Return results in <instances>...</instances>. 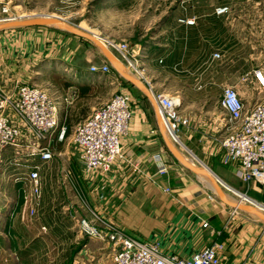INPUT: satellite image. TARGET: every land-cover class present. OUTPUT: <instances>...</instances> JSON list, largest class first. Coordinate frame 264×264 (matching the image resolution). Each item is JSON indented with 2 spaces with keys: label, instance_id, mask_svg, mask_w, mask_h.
Returning <instances> with one entry per match:
<instances>
[{
  "label": "crops",
  "instance_id": "crops-1",
  "mask_svg": "<svg viewBox=\"0 0 264 264\" xmlns=\"http://www.w3.org/2000/svg\"><path fill=\"white\" fill-rule=\"evenodd\" d=\"M238 4L240 5V3ZM223 6H229L228 12L234 8L228 16H226L227 13L219 16L225 17L226 20L232 16L234 25L239 27L235 32L236 40L243 32L242 24L250 25V33L254 37L264 34V29L259 30V27L262 28L264 25V14L260 12L264 9L263 1L256 0L249 3L252 10H257V12H252L248 18L235 12V7L231 5H222L221 7ZM173 17L174 15L166 21V25L177 26ZM194 19L198 26L203 21L202 19L198 22L196 17ZM196 25L187 26L186 31L198 30ZM42 28L44 27H34L30 30H36L34 32L38 34L37 32L42 31ZM175 31H177L176 28H174V33L169 31L164 37L167 38L166 41L162 40L155 54L152 57L148 56L152 60L143 61L147 58V49L140 48L138 54L144 56L140 60L144 78L137 76L125 62L119 59L127 72L134 76L142 87L125 79L105 56L98 55L96 51L88 53L82 63L72 56L71 51L67 56L55 58V62L49 61L48 67L53 65L52 68L55 67L59 74H63L73 82L72 86L65 90L55 84L47 87L58 102L62 101L64 104L62 112L64 124H66V110L76 112V117H80L78 123L92 115L108 100L98 103L92 97L98 89L106 90L112 85H117V89L122 92L128 91L131 95L133 119L129 133L122 141L124 162L114 166L106 176L99 175L92 178L86 173L78 154L76 157L70 156V147L63 145L65 147L61 148L59 153L62 161H53L52 159L42 164L44 170L47 171V188L55 189L58 192L57 198L63 202V210L68 211L69 217L73 209V202L65 206L67 199L65 197L68 194L66 192L73 189L74 194L77 195L78 209L81 211L80 218L89 219L97 226L98 224L102 227L111 225L125 235L140 241L158 242L161 249L167 254L190 258L195 253L219 242L225 245L222 253L224 264H264V225L252 220L251 213L242 209L233 215L235 209L231 204L238 203L237 200H235L236 203L229 200L228 197L231 196L227 191L225 197L227 202L223 201L219 194L212 192L209 185L214 190L216 187L212 181L214 175L210 169L206 166H204L205 169H201L194 163H188L186 156L180 153L177 145L169 139L165 131L155 96L168 95L178 101L180 105L182 98L179 91L174 94L172 90L161 84V81L168 80L166 68L172 69L173 59L177 57ZM66 40L54 39L52 41L49 39L44 45L42 43L41 48L35 50L34 53L28 51L16 56V60L11 62L9 73L0 72L1 79L4 78L6 81L3 86H0V89L14 93L17 91L18 84L33 83L35 79H40L41 77L37 75L39 69L46 67L44 59L49 58V54L57 44L59 47L67 46ZM187 46L188 44H186V49ZM193 46L191 38V49ZM104 64L111 66L110 73L92 72L91 67H100ZM160 65L166 68L163 67L164 70L160 71ZM260 68L264 69V67ZM206 69L208 70V65ZM119 78H124L128 82L126 83L128 86L123 85ZM44 83L43 80L41 85L44 86ZM209 84L206 82L197 85L198 91L202 92L203 100L206 99ZM250 85L255 86L256 84L252 80ZM85 90L87 93L83 94ZM210 111L216 117H184L187 120V125L181 127L180 138L196 158L222 163L223 150L221 146L214 144L213 139L225 135L227 117H222L223 113L219 114L214 109ZM77 124H74L72 130ZM23 128L25 130L26 127ZM212 144L217 147L216 152ZM174 152L192 169L200 170L209 184L204 183L198 177L200 173L195 172L196 175L189 173ZM213 152L215 159L211 157ZM33 155L34 153L29 154V156ZM156 156H161L165 161L168 168L167 173L159 174L157 172L154 162ZM69 158L70 161L65 160ZM237 167L238 164L234 163L225 166V170L231 175V178L242 182L238 177ZM259 185L257 182L249 183L247 190L251 197L264 202V187L262 188L263 193L260 194ZM166 189H170L171 192L168 193ZM204 222L209 223L208 228L203 227ZM78 229L75 227V231L72 233L67 227L61 229L60 235L64 236L62 243L64 247L59 251V254H63L62 259L55 261L47 253V259L44 257L32 259V264H113L115 247L109 242L84 236ZM68 234L74 236L70 237ZM47 246L51 247L50 244Z\"/></svg>",
  "mask_w": 264,
  "mask_h": 264
},
{
  "label": "rangeland",
  "instance_id": "rangeland-1",
  "mask_svg": "<svg viewBox=\"0 0 264 264\" xmlns=\"http://www.w3.org/2000/svg\"><path fill=\"white\" fill-rule=\"evenodd\" d=\"M255 1L0 0V21L9 18H19L17 21H21L34 17H59L84 31L98 35L107 45L126 43L137 52L140 51V48H146L147 58L143 61L152 60L148 56L152 57L162 40L166 41L165 35L169 31L174 33V28H176L175 40L177 45L175 52L177 57L173 59L175 68H173L174 65L172 69L160 65V71L164 70L163 67L166 68V77L168 78V80L161 81V84L172 90L174 94L178 91L181 93L179 112L182 117H216L211 114L210 110L212 109L218 111L219 114L223 113L222 117H226L221 107V100L227 87L236 88L247 107L264 98V89L259 88L257 85H250L253 70L264 67V34L254 37L250 33V25L248 23L242 24L243 32L240 36L238 35L239 38L236 40L235 32L239 27L234 25L232 16L227 20L225 17L219 16L217 9H220L219 7L222 5H231L235 7V12H239L238 14H241L244 18H248L252 12H257L249 6V3ZM258 1L264 2V0ZM235 4L238 5L234 6ZM228 7L226 6V8ZM233 9L226 16L232 13ZM260 12L264 14V9ZM172 15H174V23H177L176 27L166 25V21ZM194 17L197 18L198 22L203 19L199 26L198 24L195 26L198 27V30L186 31L187 26L180 23L179 20ZM2 24L6 23L1 21L0 25ZM42 29V31L37 32L38 34L34 32L36 30H30V28L0 31V72H3V74L9 73L11 62L16 60V56L28 51L34 53L35 50L41 48L42 43L44 45L49 39L52 41L54 39L58 41L67 39L68 44L64 47H59V44H57L53 48L54 50L49 54V58L44 59L46 67L39 69L37 76L41 78L35 79V82L29 83L30 85L47 89L49 86H54L59 79L62 80L60 82L62 85L65 84L66 80L71 82V79L59 74L55 67L52 68L53 65L48 67L49 61L55 62L59 57L67 56L69 51L81 63L85 61V57L91 51H96L98 55L105 56L104 51L91 41L77 38L73 34L55 27H44ZM260 29H264V25L262 28L259 27ZM191 38L193 39V49L190 47ZM43 39L46 40L43 42ZM186 44H188L187 49ZM216 53H221L222 57L215 58ZM3 58H5L4 64ZM207 65L208 70L206 69ZM22 66L24 67V65ZM42 73H44L43 76ZM43 80L45 81L44 86L41 85ZM119 80L122 81L123 85L128 86L126 84L128 82L124 78H119ZM206 82L210 84L206 99L203 100L202 92L198 91L197 85ZM4 83L6 81L0 77V86H3ZM116 86L112 85L107 87L106 90L98 89L92 99L98 103L111 99L122 92ZM73 119L76 120L77 117ZM74 131L75 129L62 142H57L55 136L47 138L46 142L52 143L55 153L53 161L63 160L59 154L61 148L65 147L63 145L70 147V156L76 157L79 151L72 138ZM23 135L17 147L5 151L4 166L0 170V264H32V259L43 257L47 259V255H50L53 260L59 261L63 258V254L60 255L59 251L63 250L64 247L62 244L64 236L60 235L61 229L67 227L72 233L75 231V227L79 228V221L82 219L79 217L81 211L78 209L77 195L74 194L73 189L66 192L68 194L65 197L67 198L65 206L73 202L72 216L69 217L68 211L63 210V202L57 198L58 192L55 189L47 188V171L44 170L42 164L40 168L41 195L36 199L31 194L30 184H23V178L29 172L27 165L39 161L36 156H29V154L36 152L35 145L39 143L28 128H25ZM213 140L214 144L220 146V137ZM177 147L180 153L190 159L196 166L201 169H205L204 166H206L226 186L234 189V191L241 192V194H247L250 198L256 200L250 196L247 190L249 184L231 178L222 163H213L210 160L204 161L196 158L183 142H180ZM213 147L216 152L217 147L215 145ZM211 155L212 159H215L214 152ZM65 160L70 161V158ZM186 169L192 175H196L189 168L186 167ZM198 177L204 183L209 184L202 174H199ZM209 186L212 192L218 194L211 185ZM263 187L264 184L259 185L260 194L263 193ZM227 193L238 202L237 196L228 191ZM250 217L252 220L264 225V219L258 215L251 213ZM98 226L102 225L98 224ZM44 228H46V231ZM68 235L70 237L74 236L72 234ZM47 244H50L51 247L48 248ZM68 253L69 250L67 255Z\"/></svg>",
  "mask_w": 264,
  "mask_h": 264
},
{
  "label": "built area",
  "instance_id": "built-area-1",
  "mask_svg": "<svg viewBox=\"0 0 264 264\" xmlns=\"http://www.w3.org/2000/svg\"><path fill=\"white\" fill-rule=\"evenodd\" d=\"M226 13H228L226 7L217 9L218 15ZM18 19L9 18L1 21ZM179 22L188 27L196 25L194 18L180 19ZM108 47L137 76L144 78L140 66L143 54H138L126 43H111ZM214 56L217 59L221 57L219 53ZM91 70L108 74L111 72V66L109 64L93 66ZM252 80L259 88L264 89V69L253 70ZM155 100L169 139L178 145L181 142V127L187 125V120L179 112L180 103L165 94L156 95ZM63 107V102H58L48 89L29 83L18 84L14 93L0 89V170L4 166L5 151L17 147L19 140L24 136L23 127L28 128L39 143L35 145L36 152L31 157L36 156L39 161L27 165L29 172L23 178V184H30L31 194L36 199L41 195V164L51 161L55 155L52 143H47L46 140L55 136L57 142H62L66 137L67 126L63 123ZM221 107L227 117V131L220 137L222 163L225 166L237 163L238 177L243 183L264 184V98L247 107L239 91L234 87H227L224 90ZM132 119L131 95L128 92H121L77 124L72 138L78 147L79 160L90 177L106 176L114 166L124 162L122 141L129 133ZM154 162L159 174L168 172L161 156L154 157ZM226 188L228 192L238 197L239 203L251 207H254L255 203L261 204V212L264 214V203H259L247 194H241L228 186ZM166 191L171 192L170 189ZM237 213L239 209L233 211V215ZM78 226L82 235L109 242L115 247L113 264H224L223 243H214L192 257L184 258L165 253L158 242L140 241L111 225L97 226L89 219H82ZM203 227L208 228L209 223L204 222ZM44 230L46 231V228Z\"/></svg>",
  "mask_w": 264,
  "mask_h": 264
},
{
  "label": "water",
  "instance_id": "water-1",
  "mask_svg": "<svg viewBox=\"0 0 264 264\" xmlns=\"http://www.w3.org/2000/svg\"><path fill=\"white\" fill-rule=\"evenodd\" d=\"M6 24L0 25V31L7 30V29H26V28H34V27H55L61 30H65L75 36L81 37L83 39H86L88 41H91L95 43L97 46H99L105 53V56L107 57L108 61L112 64V66L129 82L133 83L134 85L138 87H142L141 83L132 75H130L127 70L124 68L123 63L119 60V58L115 55V53L108 47L106 42L100 37H98L95 34H92L90 32L84 31L80 27H77L68 21L54 16H45V17H34V18H27L25 20L21 21H6ZM157 104V102H156ZM158 106V104H157ZM159 111V107H158ZM160 115V114H159ZM176 157L179 159V161L185 165L187 168L191 169L194 172L203 174L200 170L192 169L186 162H184L177 154L174 152ZM211 171V170H210ZM212 172V171H211ZM214 177L212 178V181L216 187V190L218 194L220 195L221 199L223 201H226V191L227 186L221 181L219 177H217L216 174H214ZM227 202V201H226ZM235 209H242L245 211H248L250 213L256 214V208L242 204V203H236L231 204ZM262 213V212H261ZM258 215V214H257ZM261 215L264 214L262 213Z\"/></svg>",
  "mask_w": 264,
  "mask_h": 264
},
{
  "label": "trees",
  "instance_id": "trees-1",
  "mask_svg": "<svg viewBox=\"0 0 264 264\" xmlns=\"http://www.w3.org/2000/svg\"><path fill=\"white\" fill-rule=\"evenodd\" d=\"M62 82L61 79H59L58 81L55 82L56 86L60 87L61 89L65 90L67 88H69L70 86H72L73 83H71L69 80H66L65 81V84L62 85ZM86 90L83 91V94H86ZM67 111V117H66V125H67V133H66V137H69L71 135V131H72V127L74 126V124H77L80 120V117H77L76 120H74L73 118L76 117V112H72V111H69V110H66ZM65 113V111H64ZM73 117V118H72Z\"/></svg>",
  "mask_w": 264,
  "mask_h": 264
},
{
  "label": "bare ground",
  "instance_id": "bare-ground-1",
  "mask_svg": "<svg viewBox=\"0 0 264 264\" xmlns=\"http://www.w3.org/2000/svg\"><path fill=\"white\" fill-rule=\"evenodd\" d=\"M107 4V3H106ZM98 36V35H97ZM192 158V157H191ZM186 160H187V162L188 163H193L190 159H188L187 157H186ZM211 172V171H210ZM212 173V172H211ZM229 198V200H231V201H233L234 203H236V201H235V199L234 198H232V197H228ZM261 204H258V203H255V206H254V208H256L257 210L255 211L256 212V215L258 214V216L260 217V218H262V219H264V217H263V215H261L262 213H261ZM260 210V211H259Z\"/></svg>",
  "mask_w": 264,
  "mask_h": 264
}]
</instances>
